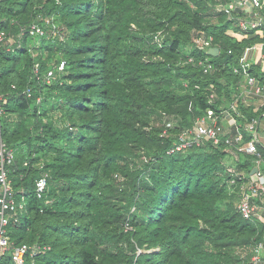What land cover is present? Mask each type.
<instances>
[{"label":"trees","instance_id":"obj_1","mask_svg":"<svg viewBox=\"0 0 264 264\" xmlns=\"http://www.w3.org/2000/svg\"><path fill=\"white\" fill-rule=\"evenodd\" d=\"M213 3L0 0V28L17 39L32 22L49 31L26 32L13 48L0 44V136L14 151L17 197L28 199L9 233L16 244L50 245L23 264L251 261L264 221L239 212L227 166L250 174L254 155L240 152L229 164L224 145L212 141L169 152L208 107L230 102L232 66L246 43L227 33ZM197 30L221 47L215 60L226 67L215 74L185 62L206 56L193 42ZM213 90L220 97L210 103ZM169 116L177 125L162 136ZM0 264L16 263L8 252Z\"/></svg>","mask_w":264,"mask_h":264},{"label":"built area","instance_id":"obj_2","mask_svg":"<svg viewBox=\"0 0 264 264\" xmlns=\"http://www.w3.org/2000/svg\"><path fill=\"white\" fill-rule=\"evenodd\" d=\"M214 10L225 15L229 22L227 33L236 40L245 42L238 56L237 64L232 66L236 79L231 83L230 102L219 110L210 106L206 112L198 116L192 127L184 128L177 135V140L169 152L184 151L193 146L204 145L212 141L215 145H224L229 154L235 158L240 152L254 155V165L248 174L244 170H237L235 166H227L230 174L229 188L237 191L239 200L237 208L245 217H255L264 221L260 213L264 209V82L258 75L264 72V0H214ZM49 22V20H48ZM53 32H56V26ZM26 32L34 36H43L49 31L40 23L32 22L22 29L19 39L14 34L0 28V44L9 48L19 42ZM159 39V37L157 38ZM193 42L202 48L206 56L197 58L190 55L186 63L193 62L200 66L204 73L215 74L226 67V62H217L215 58L221 54V47L215 43L214 34L204 30L195 32ZM212 46L219 47L218 55H211L207 51ZM232 52V49L228 50ZM64 68V62L59 65ZM38 70V69H37ZM55 76V70L50 68L44 78L50 82ZM31 96V90H27ZM219 94L213 90L209 95V102L219 99ZM40 100V98L38 99ZM256 110L258 115L251 116L246 110ZM3 113L2 96L0 94V116ZM177 119L169 116L164 120L161 135L167 136L176 127ZM14 160V151L0 136V261L10 252L16 264H23L33 259L39 253L50 248L48 244L14 243L9 233V225L19 221L27 210L28 199L24 193L17 197L9 175V166ZM256 168V170H254ZM49 174L43 173L36 179L35 192L41 197L46 188ZM264 242H260L248 264H264Z\"/></svg>","mask_w":264,"mask_h":264},{"label":"rangeland","instance_id":"obj_3","mask_svg":"<svg viewBox=\"0 0 264 264\" xmlns=\"http://www.w3.org/2000/svg\"><path fill=\"white\" fill-rule=\"evenodd\" d=\"M235 158V155L234 154H230L229 156H227V162L229 163V164H231V163H233L234 162V159ZM236 203H238V200H236ZM244 249V250H243ZM240 248L239 250H241L242 252L244 251H246V248ZM261 254H263L264 255V249H262V251H261Z\"/></svg>","mask_w":264,"mask_h":264},{"label":"water","instance_id":"obj_4","mask_svg":"<svg viewBox=\"0 0 264 264\" xmlns=\"http://www.w3.org/2000/svg\"><path fill=\"white\" fill-rule=\"evenodd\" d=\"M219 47L218 46H212L211 48L208 49V53L211 55H218L219 53ZM254 170H256V168H254Z\"/></svg>","mask_w":264,"mask_h":264},{"label":"crops","instance_id":"obj_5","mask_svg":"<svg viewBox=\"0 0 264 264\" xmlns=\"http://www.w3.org/2000/svg\"><path fill=\"white\" fill-rule=\"evenodd\" d=\"M264 216V209L260 212ZM264 262V261H263Z\"/></svg>","mask_w":264,"mask_h":264}]
</instances>
